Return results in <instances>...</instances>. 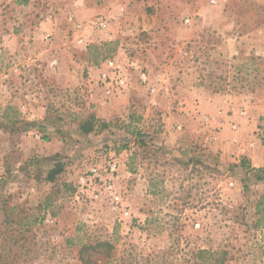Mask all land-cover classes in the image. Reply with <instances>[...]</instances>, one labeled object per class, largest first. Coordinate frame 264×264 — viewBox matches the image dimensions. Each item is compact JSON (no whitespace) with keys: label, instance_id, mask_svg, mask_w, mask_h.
<instances>
[{"label":"rangeland","instance_id":"obj_1","mask_svg":"<svg viewBox=\"0 0 264 264\" xmlns=\"http://www.w3.org/2000/svg\"><path fill=\"white\" fill-rule=\"evenodd\" d=\"M257 168L264 0H0V264H264Z\"/></svg>","mask_w":264,"mask_h":264},{"label":"trees","instance_id":"obj_2","mask_svg":"<svg viewBox=\"0 0 264 264\" xmlns=\"http://www.w3.org/2000/svg\"><path fill=\"white\" fill-rule=\"evenodd\" d=\"M80 128L84 133H89L93 130L94 125L92 121L88 120L82 123ZM241 166L242 167L244 166L243 161H242ZM62 171H63V165L61 163H55L53 169H51L47 175L48 180L53 181L55 177L58 174H60ZM255 171H256L255 178L257 180L264 179V169L263 168H257L255 169ZM256 214L258 216L256 225L259 226L262 220L264 219V192L261 195L257 203ZM196 255H197V259L198 260L200 259L201 262L195 263V264H220L221 263V259H220L221 255L218 252H212V251H208L205 249H199ZM215 255L217 256L216 258L214 257Z\"/></svg>","mask_w":264,"mask_h":264},{"label":"built area","instance_id":"obj_3","mask_svg":"<svg viewBox=\"0 0 264 264\" xmlns=\"http://www.w3.org/2000/svg\"><path fill=\"white\" fill-rule=\"evenodd\" d=\"M97 25L99 28H103L105 26V22L98 21ZM99 79L101 81L104 93L107 96L112 94L115 95L123 92L125 88L128 86V82H129L127 73L118 67L106 68L100 73ZM141 79L143 81H146L145 73H142ZM111 167L113 170H116L117 164L113 163Z\"/></svg>","mask_w":264,"mask_h":264}]
</instances>
